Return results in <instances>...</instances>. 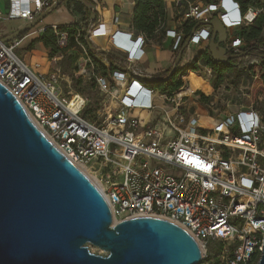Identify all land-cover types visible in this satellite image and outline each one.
Instances as JSON below:
<instances>
[{
	"label": "built area",
	"instance_id": "obj_1",
	"mask_svg": "<svg viewBox=\"0 0 264 264\" xmlns=\"http://www.w3.org/2000/svg\"><path fill=\"white\" fill-rule=\"evenodd\" d=\"M54 1L9 0L4 16L0 10V20L28 22ZM89 1L96 8L95 23L88 18L86 25L91 38L104 22L103 10L111 0ZM125 1L135 4V0ZM164 2L178 20L176 29L165 30L166 35L172 32L171 48L177 52L185 40L184 22L193 21L199 25L189 44L205 51L212 27L203 21L213 16L226 27L227 54L245 52L242 39L233 31L250 24L261 11L252 5L243 8L241 0ZM116 6L123 8L121 3ZM119 18L118 12L112 13L111 23L118 24ZM86 29L78 26L75 39ZM52 30L58 48H66L69 33L57 25ZM3 36L0 31V82L53 146L80 170L79 166L87 168L88 173L83 172L106 200L112 223L160 217L187 231L202 259H208V245L214 243L215 264H256L264 234V115L258 108L241 104L223 116L183 108L187 97L179 95L183 86L160 91L141 77L146 74L141 65L148 37L131 28L114 33L113 46L95 45L127 59L115 57L110 62L107 55L95 53L108 70L95 77L103 108L93 118L84 113L88 97L72 89L69 77L60 74L55 64L54 70L42 71L40 62H27L16 53L17 38L2 42ZM136 39L139 45L131 51L118 48L131 46ZM206 68L209 74L213 71ZM84 72L85 67L80 69ZM245 90L250 97V86ZM135 110L146 111L148 118H140Z\"/></svg>",
	"mask_w": 264,
	"mask_h": 264
},
{
	"label": "water",
	"instance_id": "obj_2",
	"mask_svg": "<svg viewBox=\"0 0 264 264\" xmlns=\"http://www.w3.org/2000/svg\"><path fill=\"white\" fill-rule=\"evenodd\" d=\"M62 1L55 0L1 41L25 33ZM79 1L89 9V22L94 24L95 6ZM203 23L212 27L207 50L215 62L248 55L227 54L223 45L227 31L218 16ZM198 25L183 41L167 75L141 77L167 78L183 59ZM90 33L87 28L84 42L95 53L127 59L92 45ZM88 244L103 253L92 252ZM201 260L195 239L167 219L141 216L112 223L107 202L94 183L52 145L0 82V264H199ZM256 264H264V234Z\"/></svg>",
	"mask_w": 264,
	"mask_h": 264
},
{
	"label": "rangeland",
	"instance_id": "obj_3",
	"mask_svg": "<svg viewBox=\"0 0 264 264\" xmlns=\"http://www.w3.org/2000/svg\"><path fill=\"white\" fill-rule=\"evenodd\" d=\"M59 7V6H58ZM56 7L50 14L45 16L42 21H39L33 27H38L42 25L43 21L58 8ZM71 12V11H70ZM72 15H79V11L75 8L71 12ZM4 23L6 21L2 20ZM3 22H0V26L3 25ZM80 20L74 18L73 22H70L71 25H79ZM11 23L7 22V25ZM85 29L86 26L84 25ZM105 35L103 36L106 40L105 45L107 44L108 36L110 35L111 28L106 27ZM20 36L17 37V39ZM149 44L157 43V37L150 38ZM92 45L102 46V42H94L90 39ZM29 43L26 41H21L16 48V53L23 58L31 59L32 61H38L43 65L45 69H49L50 71L54 70L53 65L55 64L56 68L59 69L60 74L64 76H68L71 80V88L81 92L82 94L88 97V104L84 111V113L90 117H97L99 113H102L103 104L101 103V94L96 88L95 77L100 72L98 69V65L93 61L92 58L85 54L86 46L82 43V45L77 44L73 47H66L64 49H60L56 53H52L50 49L43 50L42 46L39 43H34L33 49L36 50L31 52L32 54H39L30 57V55H26V48ZM244 47V44L243 46ZM39 50L40 53L37 52ZM206 50V49H205ZM202 51V50H200ZM198 51V52H200ZM101 57L100 55H98ZM192 56V53L186 51V54L183 58V61H188ZM64 59V62L61 60ZM257 61V57L253 54H248L247 57H242L239 60L235 59L233 62L236 63L235 67L227 72H224L221 76H219L213 69L209 74L207 71V64L201 59L197 64V71L193 73H187L181 76V80L184 83L183 89L179 91V95L188 94L191 91V88L185 89L188 81L185 79V76L191 77L197 82L201 83L198 87H202V89H198L194 91L192 94L184 98L182 107L189 109L190 112L194 110H198L199 112L209 113V115H216L220 113H227L229 111L235 110L237 107L242 105L253 104L254 107L258 108L261 113L264 115V101L256 100L252 101V97L245 95L248 90H245V85L250 79L249 74L247 73V69ZM182 59L179 62V66H182ZM85 67V72L80 73V69ZM146 67V66H145ZM172 67V66H171ZM170 67V68H171ZM149 68V67H147ZM169 68V69H170ZM203 72V73H201ZM165 72H162L164 74ZM146 75V74H145ZM72 77H79V82L72 79ZM208 79V80H207ZM208 81V82H207ZM68 88H65L66 90ZM154 89H157L154 87ZM159 91V90H158ZM161 91V90H160ZM248 94V93H247ZM205 97H208L206 99ZM232 109V110H231ZM158 117L156 111H152V118L156 119ZM214 247L216 244L210 243L208 245V259H202L199 264H215V258L212 256ZM88 248L95 253H103V251L96 246L88 244ZM214 258V259H213Z\"/></svg>",
	"mask_w": 264,
	"mask_h": 264
},
{
	"label": "trees",
	"instance_id": "obj_4",
	"mask_svg": "<svg viewBox=\"0 0 264 264\" xmlns=\"http://www.w3.org/2000/svg\"><path fill=\"white\" fill-rule=\"evenodd\" d=\"M85 1L90 3L88 0ZM77 3L78 9L83 12L85 18H89V9H87L81 2ZM241 3L243 8L247 5H252L261 9L260 13L250 24L242 26L237 32V35L243 41V48L245 52L253 54L257 57V61L247 69V73L250 77L249 86L252 101H256L259 97L264 98V0H241ZM103 13H106V9L103 10ZM166 18L167 11L164 0H135V4L132 9L131 27L135 33H143L148 38L157 37V40L159 41L161 40V33L163 31ZM195 24V21L190 23L184 22L183 31L185 38L191 32ZM58 28L69 33L68 48L77 45L78 42L85 44L84 33H80L77 40L75 39L78 29L77 25H60ZM19 36L21 37L22 34ZM35 42H41L43 46L45 48H49L52 53H56L60 50L56 45V38L52 27H45L43 33L28 44L26 52L33 49ZM86 51L88 56L98 65V69L100 71L99 73L106 74L108 67L94 57L95 51L90 49L88 46H86ZM107 58L110 62H113L115 59V57L111 55H107ZM201 59L219 76H221L224 72L233 69L236 65V63L233 62L235 59H231L226 63L215 62L206 49L205 51L198 52V54L188 63L182 66L178 65L176 69L164 80L151 81L146 79V82L149 86L155 87L161 91H175L184 86L181 76L185 75L187 71H197V64ZM61 61L64 62V59ZM182 62L185 63L183 59ZM169 70H167L164 75H167ZM254 75L256 76L255 78L253 77ZM72 79L78 82L80 80L79 77H72ZM205 98L208 99V97Z\"/></svg>",
	"mask_w": 264,
	"mask_h": 264
},
{
	"label": "crops",
	"instance_id": "obj_5",
	"mask_svg": "<svg viewBox=\"0 0 264 264\" xmlns=\"http://www.w3.org/2000/svg\"><path fill=\"white\" fill-rule=\"evenodd\" d=\"M89 1V0H88ZM77 2H80L79 0H64L62 1V3L59 5V7L54 11V13H52L51 15H49L42 23V25L38 26V27H32L31 29L27 30L25 33L22 34V36L20 38H18V42L20 43L21 41H26V43H30L33 39L38 38L42 33L45 27H52L53 25H69L70 22H73V19L76 18L77 20L79 19L80 22L78 23V26L84 27V25H87V20L88 18H85L83 12H81L78 7H77ZM90 2V1H89ZM117 3H121L123 5L122 9H119L116 4ZM107 15L106 17L104 16V22L99 25L97 27V29L95 30L96 32L94 33V39L97 42H102V47L105 46V38L103 37L106 33V31H108V29L106 30V27H110L111 28V32L110 35L108 36L107 39V44L106 46L110 45L113 46L111 44V36L114 33H118V31L120 32H129L131 31V22H132V9L134 5H130L127 1L125 0H111V1H107ZM9 7V0H0V10L2 11V16H4L5 12L8 10ZM76 9L77 11H79V15H72V11L73 9ZM219 10V8H218ZM71 11V12H70ZM166 11H167V18L165 21V25L163 27V31L161 33V40H157V43H153L152 45L149 44V42L151 41L150 38H148V43L145 47V54H144V63L141 65L142 70L146 73V75H153L155 77H162L167 70H169V68L173 65V61L174 58L177 54V51H173V49L171 48V43H172V38H171V34L172 32L170 31V33L168 35H166L165 30L166 29H176L178 27V20L173 19V12L170 10V7H168V5H166ZM118 12L119 14V23L118 24H113L110 21V15L112 13ZM2 20L6 21V23H4ZM0 20V22H3V25L0 26V31L3 33V35H7L11 32H13L14 30H16L17 28L21 27L22 25H24L26 22L19 20V19H13V20H5L2 19ZM7 22L11 23L9 25H7ZM240 29V28H239ZM239 29H235L233 32L237 33L239 31ZM231 31V30H230ZM35 43H39L42 46L43 50H47L49 48H45L43 46V44L41 42H35ZM19 45V44H18ZM201 48L194 43H190L189 46L187 47V49L185 50L184 54H183V58L186 54V51L189 53H192L191 58L186 61L185 63L182 64H186L188 63L193 57H195L198 54V51H200ZM31 52H34L36 50L32 49L30 50ZM30 51L26 52V55H30V57L34 56V55H39V54H32ZM38 53L39 50H37ZM27 62H38V61H32L31 59H26ZM41 64V63H40ZM146 66V67H145ZM149 67V68H147ZM42 71H47V69L44 68V66L42 65ZM162 72H165L164 74H162ZM189 73H193V72H189ZM201 84L198 82V85ZM250 84V80H248L247 84L245 85L244 88L249 87ZM199 89H202V87H199ZM204 90V89H202ZM238 109V107L235 110L229 111V112H234ZM196 111V110H194ZM196 112H199L198 110ZM227 112V113H229ZM134 114L138 115L140 118L146 120L149 116V113H147L146 111H139V110H135L133 112ZM203 113V112H200ZM226 113H220L219 115H225Z\"/></svg>",
	"mask_w": 264,
	"mask_h": 264
},
{
	"label": "bare ground",
	"instance_id": "obj_6",
	"mask_svg": "<svg viewBox=\"0 0 264 264\" xmlns=\"http://www.w3.org/2000/svg\"><path fill=\"white\" fill-rule=\"evenodd\" d=\"M106 15H107V9H106V13H103V16H105L106 17ZM110 17V21H111V15L109 16ZM96 31H94L93 33H92V35H91V39H92V41H94V42H97L95 39H94V33H95ZM201 73H203V72H201ZM204 74V73H203ZM205 75V74H204ZM185 79L188 81V83H187V86L185 87V89H189V88H191V91L188 93V94H184V95H187V96H189L190 94H192L194 91H196V90H198L199 89V85H198V82L196 81V80H194L193 78H191V77H187V75L185 76ZM208 82V81H207ZM181 89H183V88H181ZM80 168H81V170L82 171H85L86 173H88V171H87V168H84L83 166H79Z\"/></svg>",
	"mask_w": 264,
	"mask_h": 264
},
{
	"label": "clouds",
	"instance_id": "obj_7",
	"mask_svg": "<svg viewBox=\"0 0 264 264\" xmlns=\"http://www.w3.org/2000/svg\"><path fill=\"white\" fill-rule=\"evenodd\" d=\"M239 16H240V12H239ZM139 41L140 40H138V39L132 40L133 43L131 44V46H127V47H118L116 45L115 46L118 47V48H120V49H122V50H124V51H126V52H129L135 46V44L139 45Z\"/></svg>",
	"mask_w": 264,
	"mask_h": 264
}]
</instances>
